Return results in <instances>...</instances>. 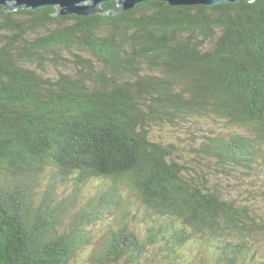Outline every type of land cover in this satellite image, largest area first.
<instances>
[{
  "label": "trees",
  "instance_id": "1",
  "mask_svg": "<svg viewBox=\"0 0 264 264\" xmlns=\"http://www.w3.org/2000/svg\"><path fill=\"white\" fill-rule=\"evenodd\" d=\"M54 11L0 5V264H71L97 225L98 264H264V0Z\"/></svg>",
  "mask_w": 264,
  "mask_h": 264
},
{
  "label": "rangeland",
  "instance_id": "2",
  "mask_svg": "<svg viewBox=\"0 0 264 264\" xmlns=\"http://www.w3.org/2000/svg\"><path fill=\"white\" fill-rule=\"evenodd\" d=\"M206 128L212 129V131L218 132L220 130H231L230 126L227 124H223L219 121H207L204 122ZM190 130H193L196 134L198 133L196 127L191 126ZM153 137L157 140H160L162 142H173L174 144L177 145L179 151H184L186 148H188L189 145H187V142L191 141V138L188 137V131L185 128H174L172 129L170 126H162L160 128H156L152 132ZM97 186V182L91 181L89 183H86L82 185L78 191V194L76 196V199L74 200L75 202L78 201H84L85 198L91 194L95 190ZM72 188L69 187L66 189V192H69ZM264 198V196H263ZM68 201H71L72 198H68ZM67 204V203H66ZM261 207V210L264 212V199L261 202H258V204ZM130 228L132 229H139L141 230L140 225H136L132 223L130 225ZM92 246H88L80 250L76 257L71 261V264H98L95 263L94 257V252L97 250L98 247L101 246L103 240H104V233H103V226L97 225L93 231H92ZM185 254L188 256L187 259L194 264H197V259H198V251L197 249L192 246V250H186ZM201 256V254H200ZM101 264V263H100ZM112 264V263H110ZM118 264H125L124 262H120ZM151 264H158L156 261L152 262Z\"/></svg>",
  "mask_w": 264,
  "mask_h": 264
},
{
  "label": "water",
  "instance_id": "3",
  "mask_svg": "<svg viewBox=\"0 0 264 264\" xmlns=\"http://www.w3.org/2000/svg\"><path fill=\"white\" fill-rule=\"evenodd\" d=\"M109 0H0L4 11L17 9L36 10L44 6L55 8L54 15L61 16L73 14L76 16H90L94 14L117 15L134 8L137 4L146 0H114L116 5L112 9H104L102 4ZM169 6L196 5L211 6L222 3H236L239 0H160ZM251 2L253 0H246Z\"/></svg>",
  "mask_w": 264,
  "mask_h": 264
}]
</instances>
